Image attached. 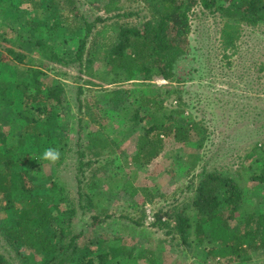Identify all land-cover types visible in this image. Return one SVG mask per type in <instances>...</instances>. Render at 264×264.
<instances>
[{"label":"rangeland","instance_id":"374dc122","mask_svg":"<svg viewBox=\"0 0 264 264\" xmlns=\"http://www.w3.org/2000/svg\"><path fill=\"white\" fill-rule=\"evenodd\" d=\"M107 1L95 0L91 4L87 0H78V8L71 12L73 22L65 25L67 28L74 25V31L78 33L70 36L66 31L63 34L59 32L54 38H57L61 52H65L63 57H73L78 48L81 32L75 27L76 21L104 16L102 6ZM13 3L19 11L9 18L7 24H2L3 16L0 14V82L4 87L8 86L5 93H9L10 85H17L27 78L26 70L37 63H41L45 71L44 82L60 81L64 93L63 106L55 109L48 118L16 106H10L8 110L0 106L2 152L15 147L21 156L18 164L23 171L29 172L28 177L36 185L38 196H57L59 187L67 189L70 204L60 206V213L66 221L70 219L69 211L74 203L79 202L80 179L84 180L83 187L89 180H98L99 189L105 195V201L98 209L77 211L72 220L73 227L69 228L66 236L61 234V226L52 225L59 246L69 245L71 238L77 237V249L69 248L63 264H99V253L109 252L111 248L122 252L118 264H264V251L253 252L241 262L215 259L211 253L213 244L199 245L196 242L198 220L197 214L191 210L199 174L207 167L235 179L244 188L246 199L252 202L259 200V209L264 211V183L253 180L262 168L261 156L253 149L257 143L264 142V24L256 27L240 24L236 42L226 47L223 33L225 18L197 6L190 15L189 51L176 67L177 81L169 82L157 77L148 82L136 80L120 84L130 92L131 114L140 107L142 95L155 93L165 85L182 87V101L173 95L166 101L165 108L172 110L180 105L207 130V140L201 150L192 145L174 146L168 142L167 154L149 165H142L135 163L133 157L138 153V140L151 123L144 122L134 127L109 121L107 112L100 108L98 95L119 86L107 84L109 76L104 64L97 62L92 69L81 74L76 66L65 67L42 60L35 53L31 41L34 35L26 25L30 20H41L40 16L27 8L25 0H13ZM119 4L127 12L136 14L121 23L133 25L151 18L152 13L143 0H119ZM42 21L52 23L50 19L46 21V17ZM10 25H14L13 30ZM9 48L25 53V61L19 63L15 60ZM79 87L83 90V104L92 109L96 121L78 111L76 98ZM39 117L45 123L39 122ZM36 123L41 124L38 127L44 130L43 134L47 135L45 132L48 131L51 141L64 139L69 143L70 152L60 167L42 160L44 151L40 153L32 147L35 137L31 126H36ZM97 135L112 139L117 146L116 152L95 155L86 151L80 159L89 137ZM22 141L25 144L21 147ZM193 155H197L198 162L191 171ZM248 155L251 157L247 158ZM129 178L135 187L148 190L154 196L153 201L148 202L144 192L134 199L120 193L124 181ZM174 207L188 209L192 215L187 243L173 231L175 223L172 220L163 217V223L159 222V211L164 214ZM242 212L231 220L232 229H237ZM162 214L160 212V216ZM231 214L232 211H227L228 216ZM12 217L4 201H0V226H12ZM16 247L17 251L0 232V251L12 264H23L19 253L30 258L28 264H39L31 250ZM59 255H63L62 252Z\"/></svg>","mask_w":264,"mask_h":264},{"label":"trees","instance_id":"16d2710c","mask_svg":"<svg viewBox=\"0 0 264 264\" xmlns=\"http://www.w3.org/2000/svg\"><path fill=\"white\" fill-rule=\"evenodd\" d=\"M25 1L28 3L27 8L41 18L39 21L30 20L26 25L27 30L34 35L31 41L35 53L40 55L42 60L65 67L76 66L81 74L101 62L109 76L107 84L119 86L98 95V102L102 106L100 108L107 112L106 118L122 126L138 127L144 122L151 123L149 127L146 126L144 135L138 140V153L133 157L135 163L142 165H149L167 154L168 142L174 146L192 145L201 150L207 140V130L180 105L172 110L165 108L166 101L173 95L182 101V87L174 88L170 84L156 89L158 91L155 93L142 95L140 107L131 114L130 92L120 87V84L136 80L148 82L157 77L169 82L177 81L176 67L189 51L190 15L197 6L225 18L223 33L226 47L233 46L236 42L240 24L252 27L264 24V0H143L148 11L150 9L152 13L151 18L133 25L121 22L133 18L136 14L127 12L125 7L119 4V0H108L102 6L104 16L97 15L93 20L81 18L76 21L75 27L81 32L79 45L73 57L65 58V52H61L57 38H54L58 37L59 32L63 34L66 31L70 36L78 33L74 31V25L66 27L67 22H73L71 12L78 8V0ZM87 1L95 3V0ZM18 11L19 7L13 0H0L2 24H7L9 18L14 17ZM45 17L46 21L50 19L52 23L43 22ZM14 25H10L11 30ZM9 52L19 63L26 59L25 53L10 48ZM41 66V63H37L28 67L27 78L17 85H10L9 93H5L8 86L4 87L3 82H0V106L3 109L6 107L8 110L10 106H16L48 118L55 109L63 106L64 86L58 80L45 83L43 77L46 75ZM82 91L79 87L76 98L78 111L86 113L96 121L92 109L83 104ZM143 112L145 113L142 114ZM38 119L39 122H44L40 117ZM36 126H31L35 137L32 147L40 153L49 147L59 148L62 157L57 166L60 167L70 152L69 143L64 142V139L51 141L48 131L45 135L42 132L44 130L38 127L41 124L36 123ZM27 128L30 129V126L27 125ZM1 143L0 201H4L6 210L12 212L10 222L14 224L0 226V232L10 240L14 250L17 251L16 246L31 250L38 258L39 264H63L66 258L64 255L68 253L69 248H73V251L77 249V237L73 236L69 245L59 246L56 243L57 233L52 230V225L61 226L60 232L66 236L69 228L73 227L72 220L78 210L87 212L102 206L105 195L99 189V181L89 180L85 187L84 180L78 181L79 202L74 203L69 211L70 219L66 221L60 213V206L63 203L70 204L67 189L59 187L57 196H38L35 193L36 185L28 177L29 172L23 171L18 164L20 154L16 152L15 147L2 152L4 143ZM24 144L22 141L21 147ZM116 149L112 139L97 135L89 137L88 144L84 146V152L80 153L79 157L82 159L86 151L95 155L114 154ZM253 150L259 152L262 160L261 172L255 174L253 180L264 183V142L257 143ZM250 157L251 155H248L247 158ZM192 158L194 162L191 163V171L196 168L198 162L197 155ZM199 178L191 208L194 214H197L198 220L195 226L196 242L199 245L213 244L211 253L219 261L241 262L247 260L253 252L264 251V211L259 209L260 201L247 200L242 185L215 169L203 168ZM119 192L130 199H134L140 192L146 194L148 202H152L154 198L148 190L135 187L130 178L124 181ZM171 210L164 214L162 210L159 211V222L163 223V217L172 220L175 223L173 231L187 243L188 233L192 228V215L188 209L174 207ZM242 210L237 229H232L231 220ZM227 211H232L233 215L228 216ZM62 223L64 224L61 225ZM61 252L63 255L60 256ZM121 255V250L117 248H111L109 252L102 251L98 255L99 264H110L111 261L118 264ZM19 257L23 264H28L30 258L23 253H19ZM0 264H12L1 251Z\"/></svg>","mask_w":264,"mask_h":264},{"label":"clouds","instance_id":"9594fccd","mask_svg":"<svg viewBox=\"0 0 264 264\" xmlns=\"http://www.w3.org/2000/svg\"><path fill=\"white\" fill-rule=\"evenodd\" d=\"M62 153L59 148H46L41 155V159L49 162L51 165H56L61 161Z\"/></svg>","mask_w":264,"mask_h":264}]
</instances>
